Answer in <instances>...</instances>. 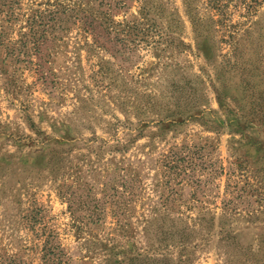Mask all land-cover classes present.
Instances as JSON below:
<instances>
[{"label": "rangeland", "instance_id": "374dc122", "mask_svg": "<svg viewBox=\"0 0 264 264\" xmlns=\"http://www.w3.org/2000/svg\"><path fill=\"white\" fill-rule=\"evenodd\" d=\"M201 214L239 251L186 264H264V0H0V264H175Z\"/></svg>", "mask_w": 264, "mask_h": 264}, {"label": "trees", "instance_id": "16d2710c", "mask_svg": "<svg viewBox=\"0 0 264 264\" xmlns=\"http://www.w3.org/2000/svg\"><path fill=\"white\" fill-rule=\"evenodd\" d=\"M62 11H65V10H62ZM57 14H58L57 11H54V10L49 11V12L43 11L40 14H36L35 16H33L30 22L31 24L36 23L38 24V26L41 24L43 25L42 22L45 21L44 20L45 16H48L49 20H53L54 16ZM38 19L40 23L37 21ZM44 24H48V23H46L45 21ZM47 30H48L47 28H44V32H46ZM118 210L120 211V209H117V211ZM181 229H182L181 236H179L176 240H174L179 244V247H180L179 256L177 257L178 260L176 259L177 261L175 264H186L187 263L188 259L184 260L181 257L186 251L185 244H188L189 241L194 238V236L204 239V236L206 234H211V232L219 235V240L223 243L222 246L224 247L226 251L228 252L239 251L238 246H237L238 244L235 242L236 234L233 231V226L223 223L219 228H215V222L213 218H208V219L204 218V214L197 215L195 218H193L192 223L190 225L182 224ZM43 250H45V256L52 254V249L46 247V244L43 245ZM172 261L175 262L174 260Z\"/></svg>", "mask_w": 264, "mask_h": 264}]
</instances>
